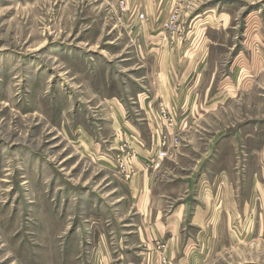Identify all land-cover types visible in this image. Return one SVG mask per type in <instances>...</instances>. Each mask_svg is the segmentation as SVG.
<instances>
[{
  "label": "rangeland",
  "instance_id": "rangeland-1",
  "mask_svg": "<svg viewBox=\"0 0 264 264\" xmlns=\"http://www.w3.org/2000/svg\"><path fill=\"white\" fill-rule=\"evenodd\" d=\"M171 78L174 94H156ZM134 127L155 138L156 190L177 201L179 164L218 202L207 168L230 169L241 198L264 184V0H0V264H113L117 181L103 156L131 177ZM260 216L225 217L187 254L264 264ZM165 247L155 240L147 264H168Z\"/></svg>",
  "mask_w": 264,
  "mask_h": 264
},
{
  "label": "crops",
  "instance_id": "crops-1",
  "mask_svg": "<svg viewBox=\"0 0 264 264\" xmlns=\"http://www.w3.org/2000/svg\"><path fill=\"white\" fill-rule=\"evenodd\" d=\"M174 71L177 76L179 67H174ZM193 78L194 75L191 76V80L185 86L182 85L180 87L181 96H184L183 94L188 96L196 88L198 78L195 83ZM178 82V79L171 78L169 81H165L164 84H167L166 86L160 87L159 85L155 93L167 98L174 94L172 90L178 89L175 87ZM138 85L141 87L140 84ZM139 86L137 88L138 92L148 90L141 89ZM127 122L125 126L129 125L130 127V123ZM134 128L136 130L135 135L138 133L139 135L136 139L131 140L129 144L135 150L130 159V167L134 170L131 173V177L127 178L124 172L122 173L114 156L109 154H106V157L103 156L104 161L107 160L108 164L112 165L111 175L117 181L115 190L118 193L113 203L115 215L111 219H105L106 228L108 230L111 229L109 232L110 244L113 248L112 252H114L112 254L117 259H114L113 264H147L146 256L154 254L155 240L166 243L165 252L170 260L168 264H200L201 259H196V256H194L199 253H190L191 256L187 254L186 247L188 242L190 244L197 242L200 245L207 243L208 245L210 237L208 238L207 235L210 236V229L212 231L211 235H213L216 224L219 225L222 222L223 224H230L226 222L225 217L229 220L232 217L243 218L245 223L251 219L250 221L253 223L259 220L262 212L264 214V184L252 179L251 182L253 181L252 185L254 186L251 193L246 197L247 193L244 189L241 198L240 191L235 189L238 180L233 176L231 170L227 168L218 170L219 174L214 175H211L210 169L207 168V174H205V177L207 176L213 184L219 183L217 193L221 199L220 202L215 197L216 188H214L213 192L215 193L213 194L204 192L199 195V185H197L201 176V173H198L199 169H187L180 164L179 186L182 184L184 189L179 191V201H177L172 192L168 191L169 189L157 191V170L164 158L160 159L158 156L159 150L155 149L157 144L155 138L152 136L151 140V135L145 134L139 127ZM152 141L153 143L155 142V146H152ZM147 143L150 144L147 145ZM250 160V165H252V160L256 161L257 158L251 156ZM248 168V164L245 161V172H242V170L236 171L239 173L238 178L241 182H245L246 185L249 177L246 170ZM204 171L206 172V170ZM254 175H261L260 169H257ZM205 177H202V179H206ZM220 185L222 186L221 189ZM255 185L258 188L256 192H254ZM249 192L250 190L248 189ZM185 221L188 222L189 228H191L190 231H185ZM192 228L196 232H193ZM200 232L203 233V236L205 235L204 242L200 241ZM106 244L108 245V243ZM202 247L205 248L204 246ZM186 254L189 260L185 261L183 257ZM151 264L161 263L157 262V260H152Z\"/></svg>",
  "mask_w": 264,
  "mask_h": 264
},
{
  "label": "built area",
  "instance_id": "built-area-1",
  "mask_svg": "<svg viewBox=\"0 0 264 264\" xmlns=\"http://www.w3.org/2000/svg\"><path fill=\"white\" fill-rule=\"evenodd\" d=\"M122 3H124V1H122ZM145 17H146V16H145V13H139V14H137V18H138V19L143 20V19H145ZM165 143H166V142H165ZM165 154H166V152L163 151V152H161L160 155H161V157H162V156H164Z\"/></svg>",
  "mask_w": 264,
  "mask_h": 264
}]
</instances>
